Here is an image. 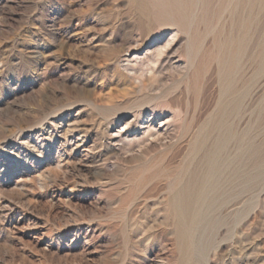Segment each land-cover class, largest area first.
Wrapping results in <instances>:
<instances>
[{"label": "rangeland", "instance_id": "obj_1", "mask_svg": "<svg viewBox=\"0 0 264 264\" xmlns=\"http://www.w3.org/2000/svg\"><path fill=\"white\" fill-rule=\"evenodd\" d=\"M148 1L0 0V264H264V0ZM222 136L224 199L178 220Z\"/></svg>", "mask_w": 264, "mask_h": 264}, {"label": "bare ground", "instance_id": "obj_2", "mask_svg": "<svg viewBox=\"0 0 264 264\" xmlns=\"http://www.w3.org/2000/svg\"><path fill=\"white\" fill-rule=\"evenodd\" d=\"M132 1H133L134 5L137 8L140 9V11L144 10L143 7L146 4V3H144V0H132ZM150 1H148V2H150ZM201 1L202 0H157V2L159 3L158 7L156 6L157 7L156 9L159 8L158 9L159 13L157 12L159 14L158 15L159 16L158 19L161 20V22L164 21V20H169L170 19V20L173 21V24L176 23L179 26H187V25H189V26H191V29H192L193 28L192 27V25H193L192 24V19L195 16V13H196L195 12L196 6ZM206 1L207 0H205V2ZM222 1L224 2V0H222ZM153 2H155V1H153ZM254 2H256V0L252 1V5H253ZM148 8H149V6H148ZM156 9H154V10H156ZM141 15H142V13H141ZM148 16H146V17H148ZM150 16H152V15H150ZM153 16H154V13H153ZM146 20H148V19H146ZM155 23H156V21H155ZM165 23H167V21H165ZM246 24L249 25V23H246ZM187 31L188 30L186 29V33H187ZM189 33H191V32H189ZM196 33H198V32H196ZM191 37H192V35H191ZM243 37H244V35H243ZM233 39H234V37H233ZM245 39H246V37H245ZM196 40H197V38H196ZM238 40H237V45L241 49L242 47H244V40H241V39L239 41ZM192 41L193 40L190 41L191 44L193 43ZM231 41H233V40H231ZM231 41H229L230 42L229 45H231ZM261 45H262L261 46V51H262L261 53L264 55V42ZM193 46H194V44H193ZM239 48L237 47V49H239ZM233 51H235V50H233ZM242 53H243V51H242ZM259 53H260V51H259ZM233 55H234V53H233ZM225 63H227V64L224 65V61H223V70H222V75H221V80H222L221 83H222L223 95H224V93H225V95L226 94L234 95L235 92H234V89H233V86H232L233 83L231 84V82H230L231 80H229L230 78H232L231 70H233L232 68L234 66V63L233 62H229L228 63V61H225ZM224 67H225V70H226L225 73H224V71H225ZM238 99H240V98H238ZM225 108H226V106H225ZM227 114H229V112H227V110L224 109V104H223V106H222V108L220 109V112H219V122L214 125V129H216L218 131L219 130H224V128H225V126H224V120H225L224 117H225V115L228 116ZM212 146H213L212 149L209 148L210 150L208 151L206 149L207 148V140L205 139V140L201 141V143L199 145V151L201 150L202 154H203V164L198 169L193 171V173L191 172L192 175L189 178V180H187L185 185L182 184L183 182H181L183 187L181 188V190L179 189V191H177V193L175 192L174 197L172 198V202H171V204L169 206L170 213L172 211V214H174L178 218V220L179 219L183 220L184 217H187L186 215H190V214L197 218L198 216L202 215L204 213V210L208 209V207H211L214 204L216 205V203L218 201H221L222 199H224V172H223V169H224V137L222 136V138L216 139L215 142L212 144ZM255 152H257V151H255ZM254 155L256 156V153H254ZM173 181L177 182L175 180H173ZM187 220H190L189 216H188V219L186 218V221ZM191 220H193V218ZM194 221L195 220H193V223H195ZM180 225H181V228H182L183 224L180 223ZM185 227H189V225L185 226ZM184 241H185V239H184Z\"/></svg>", "mask_w": 264, "mask_h": 264}]
</instances>
